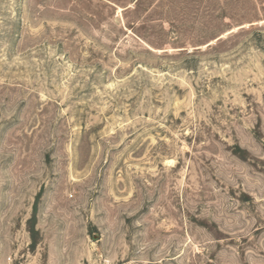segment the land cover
<instances>
[{
	"label": "rangeland",
	"instance_id": "obj_1",
	"mask_svg": "<svg viewBox=\"0 0 264 264\" xmlns=\"http://www.w3.org/2000/svg\"><path fill=\"white\" fill-rule=\"evenodd\" d=\"M0 264H264V0H0Z\"/></svg>",
	"mask_w": 264,
	"mask_h": 264
},
{
	"label": "bare ground",
	"instance_id": "obj_2",
	"mask_svg": "<svg viewBox=\"0 0 264 264\" xmlns=\"http://www.w3.org/2000/svg\"><path fill=\"white\" fill-rule=\"evenodd\" d=\"M172 161V160H171Z\"/></svg>",
	"mask_w": 264,
	"mask_h": 264
}]
</instances>
